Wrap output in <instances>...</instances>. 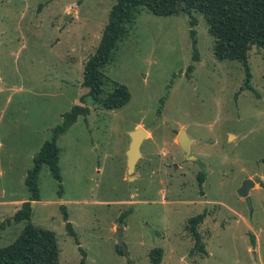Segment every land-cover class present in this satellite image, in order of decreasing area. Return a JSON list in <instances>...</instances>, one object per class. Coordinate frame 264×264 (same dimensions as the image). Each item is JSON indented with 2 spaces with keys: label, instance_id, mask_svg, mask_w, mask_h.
<instances>
[{
  "label": "rangeland",
  "instance_id": "1",
  "mask_svg": "<svg viewBox=\"0 0 264 264\" xmlns=\"http://www.w3.org/2000/svg\"><path fill=\"white\" fill-rule=\"evenodd\" d=\"M114 1L0 0V220L28 200L34 155L81 104L89 113L57 138L60 180L42 166L31 201L30 222L55 232L60 262L152 264L161 248L160 264H264V52L249 51L246 82L240 61L214 57L202 15L141 9L104 68L129 101L104 109L82 85L83 68ZM137 126L147 133L128 179ZM181 129L196 160L185 159ZM246 179L251 206L237 192ZM202 212L199 250L189 218ZM25 223L1 230L0 247Z\"/></svg>",
  "mask_w": 264,
  "mask_h": 264
},
{
  "label": "trees",
  "instance_id": "2",
  "mask_svg": "<svg viewBox=\"0 0 264 264\" xmlns=\"http://www.w3.org/2000/svg\"><path fill=\"white\" fill-rule=\"evenodd\" d=\"M144 8L157 15H191L193 12L202 15L208 32L213 37L214 57L219 61H240L246 72V82L250 78L249 51L252 47H257L264 52V0H115L109 10L98 45L85 60L83 68L82 85L89 89V96L104 109H118L129 101L127 86L117 81H107L104 68L110 62L113 51L126 37L137 14ZM195 43L193 37L194 46ZM191 68L192 66H188L189 70ZM88 113L87 106L74 104L64 112L62 121L52 129L51 138L45 140L34 155L33 165L24 179L29 192L28 200L22 202L11 218L0 220V231L11 222H26L14 240L0 247V264H68L59 261V245L55 232L30 222L31 201L40 199L38 178L42 166H47L52 176L60 180V147L57 138L79 115L86 116ZM204 176L205 174L200 172L199 182ZM204 216L202 212L189 218L190 230L199 250L204 248L203 244H200L195 226ZM63 219L66 221L68 233L77 241L67 212H64ZM117 250L120 254L123 253L118 245ZM161 257L162 249L156 248L151 253L152 264H160ZM77 264H84V260Z\"/></svg>",
  "mask_w": 264,
  "mask_h": 264
},
{
  "label": "water",
  "instance_id": "3",
  "mask_svg": "<svg viewBox=\"0 0 264 264\" xmlns=\"http://www.w3.org/2000/svg\"><path fill=\"white\" fill-rule=\"evenodd\" d=\"M147 131L141 126H137L134 130L130 131V142L126 150L127 159V173L129 174L128 179H132V174L135 171V166L137 161L141 158L142 154L140 151V145L143 141V136ZM177 141L182 148L185 159L196 160V157L191 154L190 146L193 140L187 135L185 129H181L177 135ZM255 185V182L251 179H246L243 181L241 186L238 188L237 192L240 196L246 199V202L251 206V199L249 196V189ZM122 227H116V238L117 243L122 244Z\"/></svg>",
  "mask_w": 264,
  "mask_h": 264
},
{
  "label": "flooded vegetation",
  "instance_id": "4",
  "mask_svg": "<svg viewBox=\"0 0 264 264\" xmlns=\"http://www.w3.org/2000/svg\"><path fill=\"white\" fill-rule=\"evenodd\" d=\"M179 133V132H178ZM178 133H177V135H178ZM143 142V141H142ZM142 144V143H141ZM179 144V143H178ZM141 146V145H140ZM180 146V145H179ZM182 149V148H181ZM190 149H191V146H190ZM141 151V150H140ZM142 154V153H141ZM127 166V165H126Z\"/></svg>",
  "mask_w": 264,
  "mask_h": 264
},
{
  "label": "bare ground",
  "instance_id": "5",
  "mask_svg": "<svg viewBox=\"0 0 264 264\" xmlns=\"http://www.w3.org/2000/svg\"><path fill=\"white\" fill-rule=\"evenodd\" d=\"M145 135H146V133H145Z\"/></svg>",
  "mask_w": 264,
  "mask_h": 264
}]
</instances>
